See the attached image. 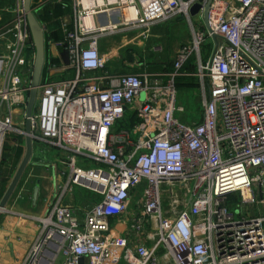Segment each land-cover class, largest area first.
Here are the masks:
<instances>
[{
  "label": "built area",
  "instance_id": "1",
  "mask_svg": "<svg viewBox=\"0 0 264 264\" xmlns=\"http://www.w3.org/2000/svg\"><path fill=\"white\" fill-rule=\"evenodd\" d=\"M68 1L71 28L63 24L64 37L47 44L66 52L74 76L40 79L29 117L35 54H26L34 43L24 0L7 8L14 19L0 33V156L6 135L25 136L26 119L33 140L72 152L67 180L21 264H55L62 252L64 264L79 257L83 264H264V0H210L205 18L209 0ZM198 2L203 30L189 13ZM48 3L67 4L30 0L43 32L33 8ZM103 13L106 24H85ZM179 14L193 44L176 51L171 72L105 70L110 56L99 51L100 37ZM207 35L214 47L203 61ZM193 55L202 119L187 123L175 115L184 111L175 77ZM73 186L100 198L82 221L62 202ZM130 212L129 231L114 232L110 220Z\"/></svg>",
  "mask_w": 264,
  "mask_h": 264
},
{
  "label": "crops",
  "instance_id": "2",
  "mask_svg": "<svg viewBox=\"0 0 264 264\" xmlns=\"http://www.w3.org/2000/svg\"><path fill=\"white\" fill-rule=\"evenodd\" d=\"M63 8L68 7L63 14L58 15L57 19L59 21V28L61 31V40L64 37V27L67 29L71 28V22L74 16V10L70 4L61 5ZM108 17L103 13L97 18H92V21L98 22L100 25L107 23ZM88 21V19H85ZM170 25L171 21L157 22L152 24V27H158L161 24ZM46 27V24L43 23ZM64 27L62 28V25ZM125 29H120L122 31ZM130 31V29H127ZM46 30L43 32L44 45L46 46V52L44 54V64L47 66L46 77L52 80H61L66 78H72L74 76V70L68 67V59L66 52L54 44H47L45 34ZM129 32L127 33V35ZM104 36V35H103ZM99 39V51H101L100 40ZM57 41V40H54ZM2 47V43H0ZM32 47V46H31ZM30 47V48H31ZM29 49L27 50V56L29 55ZM117 51V50H116ZM104 54H109L110 60L115 57V50L110 53L102 52ZM35 54L32 51L31 55ZM30 56V55H29ZM206 58L208 55H205ZM194 57V56H193ZM192 57V58H193ZM46 60V61H45ZM107 62V63H109ZM126 62V61H125ZM43 64V65H44ZM125 67H126V63ZM195 64V63H194ZM119 65V64H117ZM114 65L113 67H117ZM106 65L105 70L111 75L124 74L126 71L112 72L113 70ZM196 66V64H195ZM123 67V66H122ZM127 67L132 68V72L145 70L142 68H134V64L129 62ZM43 69V68H42ZM126 69V68H125ZM146 71V70H145ZM147 72H150L147 70ZM42 73V71H41ZM100 74V72H91V74ZM42 80V77H40ZM185 112V113H184ZM181 121L192 123L185 119L186 108L182 113H176ZM202 119V114L193 122H200ZM19 122V126H20ZM22 126V125H21ZM20 126V127H21ZM20 135V134H19ZM22 136V135H21ZM72 152L62 149L58 146L48 144L46 142L34 141L32 144V155L27 165V170L30 172L28 175H39L36 183H30L27 185V180H19L16 188L8 199L4 210L0 213V264H21L26 258L32 243L35 241L39 234L40 228L42 226V219L47 214L50 205L54 202L57 194H59V186L63 185L67 180L69 174V161L71 160ZM76 164L85 165V163L80 160L79 157L76 158ZM93 166V165H91ZM88 167V166H86ZM35 170V171H34ZM14 173L11 175V177ZM24 175V174H23ZM22 177V176H21ZM9 184V183H8ZM35 187L38 188L36 196L34 195ZM97 195L85 188L80 186H73L71 191L67 192L62 202L73 208L74 214L79 221H82L85 212L91 208H88V204L91 200H95ZM97 202V201H96ZM95 203V202H94ZM132 212L124 215L123 217L117 219H111V227L116 233H125L129 231V226L131 223ZM65 256H58L55 264H64ZM121 263V262H120ZM123 264V263H121Z\"/></svg>",
  "mask_w": 264,
  "mask_h": 264
},
{
  "label": "rangeland",
  "instance_id": "3",
  "mask_svg": "<svg viewBox=\"0 0 264 264\" xmlns=\"http://www.w3.org/2000/svg\"><path fill=\"white\" fill-rule=\"evenodd\" d=\"M14 2L15 0H0V33L3 31L4 27L10 25L14 19V14L7 11V8H11L14 5ZM178 16H181L180 20H173L178 18ZM172 20L173 21H171L170 25L161 24L160 26L155 28L151 25L149 28L141 26L136 27L135 29L132 28L130 29V31H108L100 40V47L101 51L106 53H110L115 50L114 59L110 60V62L108 60L109 63H107L113 70L112 72H132V68L127 67L130 62L129 56H133V61H131V63H133L134 68L137 69L146 65V62H166L167 66L168 64L170 65L172 60L174 59L176 51L179 48L189 45L190 43L193 44V33L185 16L183 14H179L176 17L172 18ZM191 21L195 29H204L202 16H200L199 14L192 16ZM128 32L129 34L127 35ZM2 39L4 38L0 37V42H2ZM213 47L214 41L209 35H207L203 43L201 44L203 61L206 59L205 55H209L212 52ZM192 57L190 59V63L194 65L193 68H196L194 63L195 61H197V59H195V57ZM124 63H126V67ZM114 65H117V67H113ZM192 74L194 75V71ZM196 79L197 83L194 82L191 86L182 85V88L177 89V103L186 108L187 115L185 116V119L188 121H195L202 114L201 97L203 94V89L200 86L197 77ZM140 99L143 100V93L140 94ZM120 123L121 122L117 121L116 125L119 126ZM10 134L12 137L9 136ZM10 134L8 136L6 135L5 139L8 137V140H13L19 145L21 143L20 146L22 147L19 154L20 163L25 153L24 136L17 140V138L13 137V135L17 134L16 132H12ZM85 166H88V164H85ZM29 173L30 172L27 170V168H25L23 173L24 175H22L20 180L24 181L26 179L27 185H31L29 184L30 181L33 184L36 183V180L38 179V176H40V173L39 175H35V173L33 175H28ZM230 201L232 200L230 199ZM94 202L96 201L91 200L88 204V208L92 204H94ZM233 206L234 205H232V207ZM63 255V252L59 254V256Z\"/></svg>",
  "mask_w": 264,
  "mask_h": 264
},
{
  "label": "trees",
  "instance_id": "4",
  "mask_svg": "<svg viewBox=\"0 0 264 264\" xmlns=\"http://www.w3.org/2000/svg\"><path fill=\"white\" fill-rule=\"evenodd\" d=\"M68 4V0H66ZM68 7L63 8L61 4H52L48 3L45 4L42 7L39 8H33V11L36 15V18L41 22L45 23L47 27V31L45 34L46 40H59L61 38V31L59 28V21H58V15L63 14ZM66 9V10H64ZM176 17V16H175ZM174 18V17H173ZM181 16H178V18L173 20H180ZM172 18L165 21H173ZM166 24V23H165ZM32 51H34V47L32 46L29 48V55H31ZM45 52H46V46H45ZM130 61H133V56H129ZM191 59V58H190ZM190 59L185 62L180 69L179 74L175 77V85L176 88H182L183 86H191L194 82H196V76L193 75V71L195 72V68H193L194 65L190 63ZM46 61V60H45ZM47 66L44 64L41 77L44 79L46 77ZM142 69H145L146 71L150 72H171L173 70V60L171 64L167 66L166 62H151L147 63L146 65L141 67ZM197 83V82H196ZM183 85V86H182ZM128 117L131 119V123L133 120V114L128 115ZM8 136V135H7ZM10 137L11 134L9 135ZM13 137L17 138L19 140L22 136L19 134L13 135ZM8 138V137H7ZM5 139L2 144L1 149V156H0V199L2 198L8 183L11 180V175L15 172V169L19 163V154L21 152V143L20 145L13 141ZM35 141V140H34ZM36 142V141H35ZM100 198L97 195V198H95V201H98Z\"/></svg>",
  "mask_w": 264,
  "mask_h": 264
},
{
  "label": "water",
  "instance_id": "5",
  "mask_svg": "<svg viewBox=\"0 0 264 264\" xmlns=\"http://www.w3.org/2000/svg\"><path fill=\"white\" fill-rule=\"evenodd\" d=\"M209 2L210 0L207 2V6L204 9V18L206 17V12H207V7L209 5ZM200 7H201V4L199 2L195 3L190 8V11H189L190 15L194 16L198 12ZM24 9L27 13L28 25L30 28L31 37H32L34 47H35V59H34V64H33L32 77H31V89L29 91L27 106H26V116L29 117L32 113L33 105H34L35 98H36L37 87L40 82L41 71H42L43 64H44L45 45H44L43 31L41 27L39 26L37 20L35 19L34 15L31 13L30 0H24ZM24 130H25V136H24L25 153L14 175L12 176L2 198L0 199V213L2 212V210H4L8 199L10 198L14 189L16 188L32 155L33 139L31 136L30 124H29L28 119H26L25 121ZM37 191H38V188L35 187L34 189L35 196H36ZM77 261H78L77 262L78 264H83L84 258L79 257Z\"/></svg>",
  "mask_w": 264,
  "mask_h": 264
},
{
  "label": "bare ground",
  "instance_id": "6",
  "mask_svg": "<svg viewBox=\"0 0 264 264\" xmlns=\"http://www.w3.org/2000/svg\"><path fill=\"white\" fill-rule=\"evenodd\" d=\"M98 2L100 3L101 2V0H98ZM83 4L86 6V7H92V2L91 1H88V0H83ZM125 14H126V16H127V18L128 19H130V18H134V16H135V10H133V9H125ZM114 17V15L112 14V18H110V22H109V24L108 25H111V24H113V18ZM85 19H88V21H85ZM85 19H84V22H85V24L86 25H88V26H91L92 25V17L91 16H87V17H85ZM72 139L75 141V142H78V138H76V137H72Z\"/></svg>",
  "mask_w": 264,
  "mask_h": 264
}]
</instances>
